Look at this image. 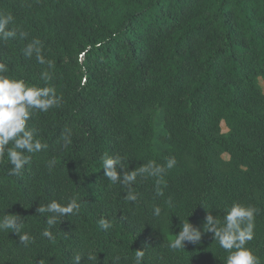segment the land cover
I'll use <instances>...</instances> for the list:
<instances>
[{
	"label": "trees",
	"instance_id": "trees-1",
	"mask_svg": "<svg viewBox=\"0 0 264 264\" xmlns=\"http://www.w3.org/2000/svg\"><path fill=\"white\" fill-rule=\"evenodd\" d=\"M0 13L18 27L0 40V62L30 85L45 86L48 71L62 97L29 120L47 148L22 174L0 161V217L20 216L21 234L33 237L25 247L0 231V264H74L77 254L80 264H134L136 250H145L143 264H226L204 223L236 202L257 209L246 246L264 264V0H0ZM33 39L54 68L24 55ZM159 113L162 150L153 144ZM106 155L122 158L121 174L170 156L177 164L163 177V196L156 178L137 177L130 203L104 176ZM74 195L79 213L52 227L54 240L43 237L50 214L36 209ZM183 222L201 240L173 251Z\"/></svg>",
	"mask_w": 264,
	"mask_h": 264
},
{
	"label": "clouds",
	"instance_id": "clouds-1",
	"mask_svg": "<svg viewBox=\"0 0 264 264\" xmlns=\"http://www.w3.org/2000/svg\"><path fill=\"white\" fill-rule=\"evenodd\" d=\"M13 24L14 17L11 13H0V40H8L17 36L18 27H10ZM19 35L21 38L27 37V33L23 31H20ZM24 55L26 57L35 55L39 64H46L48 69L54 68L53 61L45 60L39 39H33L26 45ZM40 78L45 82V86L30 85L25 79L12 76L9 66L0 62V161L7 158L12 165L8 173L11 176H20L24 167L31 162L32 154L47 148V145L37 138L35 129L28 127L29 120L36 112H47L59 106L62 99L57 95L55 87L49 84L51 75L48 71L41 72ZM65 141L71 142L70 134L65 136ZM53 163L54 161H49L50 168ZM176 164L175 156H170L163 165L149 160L139 168L121 174L117 169H124V167L119 155L102 157L104 176L112 184H120L126 189L124 198L130 203H135L138 198L132 188L137 177L156 178V195L163 196L164 192L161 187L165 184L163 177ZM80 208L81 198L78 195L71 197L66 204L52 200L46 205H39L36 209L37 213L50 214L46 219L48 227L44 229L42 236L54 240L52 227L60 223L61 218L78 214ZM161 212L162 209L159 206L153 208L154 216L159 217ZM256 212L257 209L253 206L236 202L226 209L222 220L217 219L211 213L206 216L204 231L212 233L219 247L227 253L226 264H260L259 257L246 246L255 236ZM99 227L102 231H107L112 227V223L102 217L99 220ZM21 228V217L7 214L3 210V216L0 217V231L10 230L18 235L21 244L28 247L33 237L27 232L21 234ZM201 235V231L192 224L183 222L181 230L168 243V247L173 251L184 250L185 242L199 243ZM144 257L145 250H136L134 264H143ZM96 258L97 256L93 254L87 256L89 260ZM81 259L82 256L77 254L74 257V264H80Z\"/></svg>",
	"mask_w": 264,
	"mask_h": 264
},
{
	"label": "rangeland",
	"instance_id": "rangeland-1",
	"mask_svg": "<svg viewBox=\"0 0 264 264\" xmlns=\"http://www.w3.org/2000/svg\"><path fill=\"white\" fill-rule=\"evenodd\" d=\"M162 121H163V117H162V114L159 113L156 117V122H155V125H156V137L154 139V146L157 150H162L165 148V145H162L160 142H159V139H158V136L163 134L164 133V128H163V125H162ZM221 127H222V131L223 132H226L227 131V128L225 127L224 123H221ZM224 158H228V155L224 154Z\"/></svg>",
	"mask_w": 264,
	"mask_h": 264
}]
</instances>
